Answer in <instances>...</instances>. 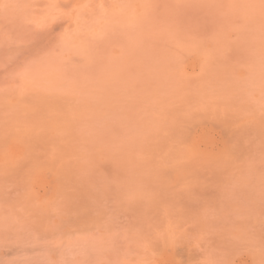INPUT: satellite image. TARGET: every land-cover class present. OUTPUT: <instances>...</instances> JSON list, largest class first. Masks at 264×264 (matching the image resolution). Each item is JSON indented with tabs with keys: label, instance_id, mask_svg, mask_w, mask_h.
Wrapping results in <instances>:
<instances>
[{
	"label": "rangeland",
	"instance_id": "obj_1",
	"mask_svg": "<svg viewBox=\"0 0 264 264\" xmlns=\"http://www.w3.org/2000/svg\"><path fill=\"white\" fill-rule=\"evenodd\" d=\"M0 264H264V0H0Z\"/></svg>",
	"mask_w": 264,
	"mask_h": 264
}]
</instances>
